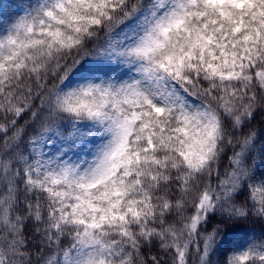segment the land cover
Listing matches in <instances>:
<instances>
[{"label":"snow or ice","instance_id":"obj_1","mask_svg":"<svg viewBox=\"0 0 264 264\" xmlns=\"http://www.w3.org/2000/svg\"><path fill=\"white\" fill-rule=\"evenodd\" d=\"M0 264H264V0H0Z\"/></svg>","mask_w":264,"mask_h":264},{"label":"trees","instance_id":"obj_2","mask_svg":"<svg viewBox=\"0 0 264 264\" xmlns=\"http://www.w3.org/2000/svg\"><path fill=\"white\" fill-rule=\"evenodd\" d=\"M103 39H104V34L103 33H101V35H100V41L102 42L103 41ZM89 48L91 47V45H89L88 46ZM239 233H237V237H239Z\"/></svg>","mask_w":264,"mask_h":264}]
</instances>
